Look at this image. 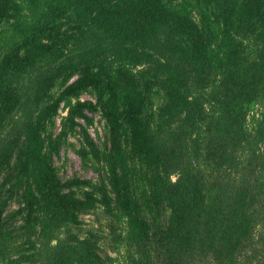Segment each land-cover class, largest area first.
I'll return each instance as SVG.
<instances>
[{
	"label": "trees",
	"instance_id": "trees-1",
	"mask_svg": "<svg viewBox=\"0 0 264 264\" xmlns=\"http://www.w3.org/2000/svg\"><path fill=\"white\" fill-rule=\"evenodd\" d=\"M0 264H264V0H0Z\"/></svg>",
	"mask_w": 264,
	"mask_h": 264
},
{
	"label": "rangeland",
	"instance_id": "rangeland-1",
	"mask_svg": "<svg viewBox=\"0 0 264 264\" xmlns=\"http://www.w3.org/2000/svg\"><path fill=\"white\" fill-rule=\"evenodd\" d=\"M82 100H94L89 94H84L81 97ZM65 112H61V116H65ZM95 120V125L93 128L90 129V132L92 136L95 138L98 145L101 146V144L105 141L106 138V131H105V122L102 120V117L100 114L93 115ZM58 128L60 127V118H58ZM99 132V135L97 134ZM71 142L76 143L79 145L77 139H71ZM56 165L60 169V176L66 180L71 177H78L81 179H87L98 182V174L94 172L93 169L88 168L85 169L83 167L81 159L78 157V155L73 151V149L65 148L62 151L61 158L56 159ZM13 208H17L16 205L13 206ZM95 216L94 215H88L83 216V220L86 223V228H97V223L94 222ZM109 241V240H108ZM107 241V242H108ZM105 247H108L109 245L106 243L104 245ZM110 255L115 257L116 255L112 252H110Z\"/></svg>",
	"mask_w": 264,
	"mask_h": 264
}]
</instances>
